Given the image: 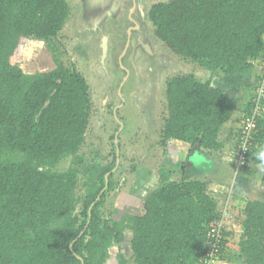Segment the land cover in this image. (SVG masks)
Returning <instances> with one entry per match:
<instances>
[{
	"label": "trees",
	"instance_id": "trees-1",
	"mask_svg": "<svg viewBox=\"0 0 264 264\" xmlns=\"http://www.w3.org/2000/svg\"><path fill=\"white\" fill-rule=\"evenodd\" d=\"M69 15L66 0H0V264H108L110 248L124 244L131 255L118 254V264H201L216 243L221 260L233 233L228 217L241 229L231 260L264 264V201L222 210L208 192L211 181L187 177L185 164L178 180L159 168L140 215L106 218L103 197L96 198L114 163L92 172L80 153L90 92L75 64L62 59L58 38ZM149 19L173 55L211 75L249 77L264 64V0H169L152 5ZM26 40L46 46L51 69L27 73L23 62H12ZM253 99L243 116L258 107L245 159L260 169L264 190V98ZM236 105L211 79L167 78L158 146L178 141L201 156L219 153L220 131ZM244 121L233 135L232 160ZM65 160L67 169L55 170ZM216 222L223 225L218 239L210 232Z\"/></svg>",
	"mask_w": 264,
	"mask_h": 264
},
{
	"label": "rangeland",
	"instance_id": "rangeland-1",
	"mask_svg": "<svg viewBox=\"0 0 264 264\" xmlns=\"http://www.w3.org/2000/svg\"><path fill=\"white\" fill-rule=\"evenodd\" d=\"M60 36L62 37L61 42H63V49L65 52V56L62 58L63 61H69L77 65L74 55L71 54L74 52L73 46L76 45V43H73V41L76 38L71 37L68 21L64 25ZM112 46V53H109V61L106 63V69L109 71L112 77L110 80L112 86L110 88L108 87L109 93L107 91V95L112 96V94L115 93L118 79L121 77L123 78V76L126 74L124 80L127 77L129 78L123 86L121 94L128 98V102L131 105V97H133V95L139 91V88L141 84H143V80H145L146 77L142 78V75L140 74V66L128 56L117 59V51L118 48L121 49L123 46L122 43H117L116 45L112 44ZM160 52L161 53L158 55V57H156L155 63L158 65V71H160V73L166 72L164 77L167 76V74L175 75L193 73L197 78L203 80L211 79L214 86L222 88L230 98L236 100L237 102L230 121L223 126L224 132L221 131V139L224 142L223 150L219 153L205 154L201 156L198 150L193 149V153L195 152L197 155H194L193 157L190 155L188 159H186L187 163H192V167H188L186 169L187 177L211 181V183L208 185V192L211 194V196L217 198L216 201L218 202V206L222 210L228 205L233 207L237 205L238 201H241L238 203L239 206L245 202L243 201L244 199H256L264 201V190L260 185V169L251 161H247L241 165L239 169L233 168L235 167L234 161L230 162V159L232 158L231 156H233V135H235L236 131L239 130L242 120H245L243 118V116H246L244 113L245 107L256 95L258 77H260L261 74L260 66L257 65L253 71V74L244 78L227 77L222 72H216L215 74L211 75L210 73H206L200 68L181 60L180 58L173 55L170 51L167 52L161 50ZM75 53L76 52H74V54ZM12 62H23L24 70L27 73H32L35 71L45 72L51 69L53 66L51 55L49 54L46 46L40 42L31 40L21 41V48L20 50H17L15 56H13ZM160 65L164 66V68H162ZM89 78L88 80L93 81L92 83L94 84L91 86L92 99L97 103L104 97L102 95V88H104V85L100 86L99 80L97 78L93 80ZM154 85L156 87V93L153 92L154 96H158V94H161V92L163 95L164 91L162 87L160 85ZM97 86L100 88L102 87L100 89V93H98ZM150 89L151 85L149 84L140 89V93L136 98H138L137 100L140 101L141 104L148 102L147 97L149 95H147V92H149ZM152 102L154 103L152 104V107L149 109L146 108L145 111H148L151 115V121L149 123L152 125L151 134L152 137L155 138L156 143L163 124V119L165 117V111L164 102L162 104L155 103L154 101ZM133 105L135 104L133 103ZM96 106L99 107L98 104ZM136 115L137 113L134 112V118H136ZM136 121H138L137 118ZM91 122L92 128L84 146V150L98 149L102 154H108L111 129H100L96 126L97 121L95 119H91ZM130 129L133 130L134 128ZM172 142L170 141L169 144L167 142L163 147H160L157 144V146H154V148H151L150 150H148L147 143L141 144V148H143V150L140 149V144L138 146L125 145V148L122 151L124 154V161L122 163L123 166L120 169L121 173L119 176V180L124 178L125 184H123L121 188L122 193L118 197L108 200L106 203L107 211L110 214L112 213V218H114V220H119L121 217L127 214L140 215L142 213L143 200L148 196V191L153 188L154 185H152V182H154V180L156 182L157 180V170L160 165L164 168L168 167V169L173 172H180V166L175 161H171V156L166 154V152L165 155L167 158L165 157L163 153L165 149L163 148H166L170 145L172 148L177 147L181 150H187L189 146L188 144L178 141ZM172 148L169 147L170 150H172ZM169 152H173V150ZM165 158L166 160H164ZM132 165L138 168L136 169L135 173H131L130 171ZM68 166L69 160H65L61 162L55 168V170L62 172L67 169ZM213 167L215 170H210L211 173L208 174L207 171L209 168ZM219 176V180L223 182L224 185L215 182ZM216 184L218 185V188L215 187L217 186ZM231 213L232 216H234L235 212L231 210L229 214L231 215ZM226 228L233 232L232 237L229 240L230 243L227 247V252L224 253L222 260L217 261L216 264H236V262L231 260L232 255L230 252L237 250V242L241 233V229L237 223H234L232 218L229 219V217L226 221ZM118 254H122L126 259H129L131 253L128 244L122 245L121 248L112 246L110 248V258L108 260V264H118ZM233 259L236 258L233 257Z\"/></svg>",
	"mask_w": 264,
	"mask_h": 264
},
{
	"label": "water",
	"instance_id": "water-1",
	"mask_svg": "<svg viewBox=\"0 0 264 264\" xmlns=\"http://www.w3.org/2000/svg\"><path fill=\"white\" fill-rule=\"evenodd\" d=\"M66 1L70 8L69 30L71 37L76 38L72 40L76 43L73 46L76 53L71 54L75 57L76 68L87 82L89 92L93 81H89L88 78L91 80L97 78L100 86L104 85V88L101 87L102 95H107L108 89L112 86L110 82L112 77L106 69V63L109 61V53H112V44L117 43L123 44L121 49L118 48L117 59L128 56L140 66L142 78L146 77L139 92L148 84L153 91H156L154 84L160 85L165 91L166 79L173 74L164 77L166 72L160 73L155 62L161 50L167 52L169 50L156 39L149 11L152 5L169 0ZM97 88L100 93L101 88L98 86ZM193 149L196 150V147Z\"/></svg>",
	"mask_w": 264,
	"mask_h": 264
},
{
	"label": "flooded vegetation",
	"instance_id": "flooded-vegetation-1",
	"mask_svg": "<svg viewBox=\"0 0 264 264\" xmlns=\"http://www.w3.org/2000/svg\"><path fill=\"white\" fill-rule=\"evenodd\" d=\"M58 40L61 41L62 37L60 36ZM61 51L64 52V49L62 48ZM64 56H65V52H64ZM67 63L72 64L69 61H67ZM125 76L126 74L123 76V78L121 77L120 79H118L117 81L118 83L115 88L116 91L114 94H112V96L105 95L97 103L93 101L92 94L90 91L89 93L90 108H89L88 126L84 137L85 139L84 144L82 145L80 150V153L84 154V157L86 158L92 172L95 170L98 171L96 164L100 165L99 169L100 168L105 169L108 168L111 163H114V166L105 172L104 187L101 189L99 195L96 198V201H99L101 197H103L101 207L103 208L106 218H111V219L114 218H112V213L111 214L108 213L106 203L108 202V200L118 197L122 193L121 188L123 184H125L124 178L119 180V176L121 173L120 169L122 168L123 166L122 163L124 161V154L122 151L124 150L125 145L138 146L140 144V149L143 150V148H141V144L147 143L148 150H150L151 148H154V146H157V144L161 140L160 132H159L158 140H156L157 142L155 143V138L152 137L151 134L152 125L151 123H149L151 121V115L148 111H145V109L146 108L149 109L152 107V104H154L152 101H154L155 103L162 104L164 102V93L162 95L161 92V94H158V96L157 95L154 96V93H156V91L150 89L149 92H147V95H149L148 96L149 98L147 97L148 102L141 104V102L137 100L138 98H136L137 95L140 93L138 91L133 95V97H131L130 100L131 105H130L128 102V98L124 97L121 94V90L125 85L127 79L129 78L127 77L126 81H124ZM133 103L135 105H133ZM97 104L99 105V107L96 106ZM134 112L137 113L136 118L138 119V121H136V118H134ZM91 119H95L97 121L96 126L99 127L100 129L102 128L104 130L111 129L110 130L111 135L109 136L110 144H109L108 154L104 155L98 149L84 150V146L87 142L90 130L92 128ZM130 128H134V129L132 130ZM160 167L162 166L160 165ZM90 169H84V170H90ZM136 169L138 168L132 165L130 169L131 173H135ZM158 170H157V174H158ZM88 174L89 173H86L84 177L88 178ZM157 184H158V176L156 182L155 180L154 182H152V185L154 186L151 190L148 191V193H150L157 186Z\"/></svg>",
	"mask_w": 264,
	"mask_h": 264
},
{
	"label": "built area",
	"instance_id": "built-area-1",
	"mask_svg": "<svg viewBox=\"0 0 264 264\" xmlns=\"http://www.w3.org/2000/svg\"><path fill=\"white\" fill-rule=\"evenodd\" d=\"M260 77H258V83H257V88H256V95L254 96V101L257 103L258 101H260L262 98H264V64H260ZM252 112V116L248 117L245 119L244 121V127L242 130V136H241V142L240 146L237 151V153L235 154V157L232 161H234V168H240L241 165H243L244 163L247 162V160L245 159V153L248 149V144H249V139H250V134L252 132V130L254 129V115H257L258 112V107L256 106L254 110L251 111ZM223 225L221 224V222H216L215 225H213L212 230L210 231L212 234L214 233V235L219 236V231H221ZM220 251V248L218 246V244H214V246H212L211 248L208 249V251H206V256L203 259V262L201 264H216L217 261H219V257H218V253Z\"/></svg>",
	"mask_w": 264,
	"mask_h": 264
},
{
	"label": "crops",
	"instance_id": "crops-1",
	"mask_svg": "<svg viewBox=\"0 0 264 264\" xmlns=\"http://www.w3.org/2000/svg\"><path fill=\"white\" fill-rule=\"evenodd\" d=\"M221 131L222 132H224V130H223V127H222V129H221ZM220 131V134H219V140L224 144V142H223V140L221 139V136H222V132ZM227 133V132H226ZM172 142V141H171ZM170 143V141L168 142V144ZM173 143V142H172ZM169 147L170 148H172L170 145L169 146H167L166 148H163V149H165L164 150V153L166 152V154H169L170 156H171V161H175L180 167V169H181V166H182V164H185L186 165V169L188 168V167H192V163H190V164H187V160L186 159H188V157L191 155V157H193L194 156V153H193V150H191V152H189V148L187 149V150H185V149H183V150H181V149H179V148H177V147H173L172 148V150H173V152H169V151H172V150H170L169 149ZM165 155V154H164ZM165 157L167 158V156L165 155ZM166 158L164 159V160H166ZM185 160V161H184ZM232 161V158L230 159V162ZM168 168V167H167ZM213 171V170H215V168L213 167V168H209V170L207 171V173L208 174H210L211 173V171ZM179 177H178V176ZM176 176V177H175ZM182 177V173H181V171L179 172V171H175V172H173V175H172V180H178L179 178H181ZM219 178H220V176L217 178V180L215 181L216 183L218 182V183H220V184H222V185H224L223 184V182H221L220 180H219ZM217 185V184H216ZM227 185V184H226ZM220 186V185H219ZM215 187H217L218 188V185L217 186H215ZM222 187V186H221ZM216 200H217V198H215ZM218 203V202H217ZM222 260V259H221Z\"/></svg>",
	"mask_w": 264,
	"mask_h": 264
}]
</instances>
